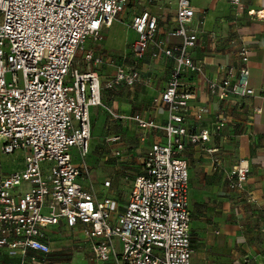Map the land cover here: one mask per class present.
I'll list each match as a JSON object with an SVG mask.
<instances>
[{
	"label": "built area",
	"instance_id": "built-area-1",
	"mask_svg": "<svg viewBox=\"0 0 264 264\" xmlns=\"http://www.w3.org/2000/svg\"><path fill=\"white\" fill-rule=\"evenodd\" d=\"M193 1L175 0V25L167 37H158V18L151 12L133 18L137 32L133 56L143 58L154 43L158 52L173 60V71L166 88L154 98L156 105L166 107L167 121L158 124L139 113L129 116L143 131L162 130L167 140L149 148L142 172L121 203L84 187L79 179L87 166L74 161L73 149L84 160L89 154L91 107L103 105L104 88L142 81L136 67L119 65L103 83L94 67L107 56L86 46L87 41L103 39L104 29L129 0H0V149L24 152L23 168L0 175V255L18 257L17 264H52L48 230L64 225L90 245L95 261L193 264L189 162L182 153L188 143L208 142L211 132L187 126L195 94L184 78L188 73L203 76L210 93L221 100L254 93L245 43L238 48L242 66L228 65L221 81L206 77L203 64L193 58L202 31L200 22L194 24ZM230 1L239 11L241 0ZM248 15L264 19V8L250 9ZM170 38L178 42L169 43ZM80 49L85 71L75 66ZM204 112V107L198 108L197 118ZM226 121L221 117L215 129L224 128ZM120 140V135L108 139ZM249 171L248 161L240 160L229 186L243 188Z\"/></svg>",
	"mask_w": 264,
	"mask_h": 264
},
{
	"label": "crops",
	"instance_id": "crops-1",
	"mask_svg": "<svg viewBox=\"0 0 264 264\" xmlns=\"http://www.w3.org/2000/svg\"><path fill=\"white\" fill-rule=\"evenodd\" d=\"M156 1L148 4L144 11L157 16L158 37H167L168 31L175 25L176 2L175 0ZM193 4L196 9L194 24L200 22L202 31L192 56L195 61L203 64L205 76L221 81L227 75L228 65L242 66L238 48L241 43H245L250 50V59L247 62L249 86L254 89L252 95L232 96L231 99L221 100L210 93L203 76L188 73L184 78V82L195 94V98L190 100L191 109L186 124L192 131L209 129L211 132L208 142L188 143L182 153L189 162L193 264H264V19H256L248 15L250 9L264 8V0H241L239 11L230 0H194ZM166 7L173 11L170 18L161 16L162 9ZM142 12L132 17L131 26L133 18ZM112 27L123 31L120 20H114L104 31H109ZM132 29L133 36L127 52L131 59L135 58L132 53V43L137 38L136 30L133 27ZM123 40L116 43L118 48H124ZM176 42L178 39H169V43ZM128 54L120 51L117 58L109 54L105 61L98 65L103 83L114 75L119 65L128 66L126 64ZM133 62V67L141 73L142 81L133 86L121 84L114 91L118 92L134 86L140 88L147 108L142 112H132L127 104L130 100L128 97L121 95L114 100V108L116 104L120 108L118 110L108 108L109 113L114 112L122 116L117 124L121 125L124 131L106 135L105 141L112 149L111 155L102 149H97L98 142H93L85 158L89 173L87 176L83 174L79 179L85 188L95 191L98 196L114 197L121 203L126 200L123 201L113 195L110 190L111 184L116 187L123 172L131 174L138 170L133 175L134 180L136 175L142 172L144 161V158L141 160L135 156L134 151L127 152L124 149L125 133L131 122L124 116L139 113L158 124L165 123L168 119V111L164 105H156L154 98L166 88L173 71V60L158 52L154 43L150 44L143 58L137 60L135 58ZM111 65H115V69L110 76H107V69ZM105 90L107 91V88H104L103 92ZM200 107H204L205 112L201 118H197L196 111ZM99 108L100 106L91 107L92 125L93 116L99 112ZM221 117L227 119L226 125L217 131L215 124ZM132 122L139 134L148 137L147 151L154 143L167 140L162 130L150 128L143 131L135 120ZM114 135H120L121 140L115 143L109 142V137ZM91 139L93 140V137ZM209 149L216 151L210 152ZM116 150L119 154L115 153ZM76 155H79L78 151L74 153V161L79 164L82 161L76 160ZM242 159L247 160L250 167L244 187L232 189L229 182L227 185L221 184ZM23 166L24 161L20 167H12L8 172L21 169ZM106 181H110L109 186L105 184ZM96 187H101L102 190ZM210 197L213 198L212 201H217L216 208L205 210L202 205L208 204ZM199 209L201 213L198 212ZM202 212H207L212 222L202 224L201 230L197 231L196 224ZM58 229L67 228L60 225L48 230L52 264L56 263L52 256L54 249L51 233ZM71 231L78 251L92 260L90 245L81 239L78 232ZM0 259L3 264L19 262L18 257H10L5 253L0 255Z\"/></svg>",
	"mask_w": 264,
	"mask_h": 264
},
{
	"label": "rangeland",
	"instance_id": "rangeland-1",
	"mask_svg": "<svg viewBox=\"0 0 264 264\" xmlns=\"http://www.w3.org/2000/svg\"><path fill=\"white\" fill-rule=\"evenodd\" d=\"M159 1L162 2V0ZM156 2V0H129L126 7L116 17L117 20H120L123 31H121L119 28L112 27L109 31H103L102 40L97 41L96 43H93L92 41H87L86 45H90V47H92L95 50V53L97 54H106V56L112 54V56H114L115 58H117V55L120 53V51H123L125 52V54H128L127 52L130 48V41L133 36V29L131 26L132 17L138 12L146 10L148 4ZM172 13V9L166 7L164 10L162 9L161 16L170 18L172 16ZM122 39H124V48H118L116 46V43H118V41ZM83 55L84 50L80 49L77 52L75 66L80 70L85 71L87 70V64L83 59ZM133 60H135V58L132 57L131 59V56L128 54L126 61L128 68L133 67ZM94 69L99 70L98 65L95 66ZM114 69L115 65H111V67L107 69V76H110ZM103 76L106 77V75ZM114 90L115 88L107 89V91L105 90L102 93L103 105L100 106L99 112H96L93 116V140H90V148H92L93 142H98L97 149H102L109 155H111L110 153L112 149L105 141L106 135L110 134L111 132L114 133L124 131L122 126L117 124L118 119L120 117L114 118V116L109 113L108 108H114V100L121 95L128 97L130 100L127 101V104H129L128 107L132 112H142V110L147 108L146 102L144 98H142L143 92L140 90V88L134 86L132 88H125L124 90L118 92H115ZM119 108V105L116 104L114 109L118 110ZM129 116L130 115L124 116V118L130 119L131 122L128 126V129L126 130V136L124 139L123 146L124 149L127 150V152L134 151L135 156L143 160L148 148L149 139L148 137L137 132V128L132 122L133 120ZM73 152H77L76 148L73 149ZM78 159L82 161L79 164H83L84 162L86 163V161L80 155H76V160ZM23 161L24 152L22 150H16L13 153H4L0 149V175L8 172L9 169L12 167H20ZM137 169H139V167H137ZM137 171H133L131 174L123 172L120 177V183L116 187L114 184H111L110 190L112 191L113 195L125 201L127 199V193L132 186L133 175L134 173H137ZM232 171L230 172L228 178L222 180L221 184H228ZM88 173L89 171H85L83 174L87 176ZM96 188L102 190L101 187ZM212 199L213 198L210 197L208 204L202 205V208H206L205 210L215 209L217 201H212ZM198 212L201 213L200 209L198 210ZM211 219L212 218L207 214V212H202V216L201 218H199L196 224L197 231L201 230L202 224H210L212 222ZM197 234L198 236L200 235L199 232ZM51 237V242L54 249L52 256L56 264H121L118 263L116 260H111L108 262L90 260L87 255L84 256L83 254H81L75 246V240L73 239L72 231L69 229H58L51 233Z\"/></svg>",
	"mask_w": 264,
	"mask_h": 264
}]
</instances>
